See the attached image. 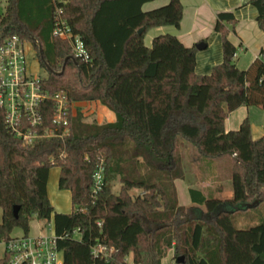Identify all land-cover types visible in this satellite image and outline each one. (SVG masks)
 Segmentation results:
<instances>
[{
	"label": "trees",
	"instance_id": "obj_1",
	"mask_svg": "<svg viewBox=\"0 0 264 264\" xmlns=\"http://www.w3.org/2000/svg\"><path fill=\"white\" fill-rule=\"evenodd\" d=\"M149 1L8 0L0 15V43L19 35L47 71L44 89L64 91L73 102L99 101L117 119L89 121L77 111L68 135L25 145L0 109V242L12 239L17 227L28 235L36 218L43 226L53 221L64 264H125L129 255L136 264H162L171 249L177 264H264V220L239 228L233 216L264 201V132L255 139L248 118L236 130L225 126L240 106L264 108V57L240 69L237 48L228 39L237 18L219 12L215 30L223 39L224 59L199 75L195 46L169 33L145 45L150 28L179 27L184 11L181 0L144 10ZM250 3L264 32V0ZM58 18L82 39L90 61L77 58L70 40L53 34ZM42 108L44 126H51L53 102ZM182 140L202 158L236 153L232 197L190 187L193 204L180 205L175 180L186 175ZM101 162L103 188L92 197ZM53 167L60 168L59 189L71 191L70 213L56 211L50 201ZM76 228L79 237L72 234ZM97 242L113 248L110 257L92 255ZM0 264H8L6 252Z\"/></svg>",
	"mask_w": 264,
	"mask_h": 264
},
{
	"label": "built area",
	"instance_id": "obj_2",
	"mask_svg": "<svg viewBox=\"0 0 264 264\" xmlns=\"http://www.w3.org/2000/svg\"><path fill=\"white\" fill-rule=\"evenodd\" d=\"M53 34L70 40L77 58L90 61L82 39L73 34L65 20L58 18ZM27 42L14 34L0 43V109L4 111L6 124L13 134L21 138L25 145H31L40 138L68 135L74 102L64 91L49 93L42 85L43 76L29 70ZM49 100L53 102V114L51 126L45 127L42 107ZM103 184L104 167L101 162L93 175L92 197L102 190ZM49 226L51 234L48 237L23 234L3 242L8 264H64L54 229L50 223ZM72 234L79 237L80 230L73 229ZM112 251V247L102 242H97L91 248L94 257L108 258Z\"/></svg>",
	"mask_w": 264,
	"mask_h": 264
},
{
	"label": "crops",
	"instance_id": "obj_3",
	"mask_svg": "<svg viewBox=\"0 0 264 264\" xmlns=\"http://www.w3.org/2000/svg\"><path fill=\"white\" fill-rule=\"evenodd\" d=\"M169 0H152L143 5L144 10H150L153 8L160 7L168 3ZM182 6L184 7L183 18L181 20L180 26L176 27L174 25H162L150 28L144 36V43L146 45H150L153 42L154 37L159 34H173L177 36L184 45L192 47L201 42L205 43V46L201 49L196 47V66L195 72L199 75L209 74L212 72V69L215 65L222 62L224 59L223 55V39L221 37V33L215 30L217 14L219 12L228 11L234 12L237 23L233 26H230V32L228 34V39L231 40L233 44H235L237 50L235 52V63L240 69H248L250 65L257 59L264 57V32L260 29L256 18L258 16V9L256 6L250 3V0H181ZM263 52V53H262ZM92 104V103H100L99 101H85V102H74L73 110L76 113L77 104ZM103 105V104H102ZM105 109H102L103 113L101 118H108L109 122L116 121V114L109 110L108 107L103 105ZM108 111V112H107ZM245 118L250 119L251 121V133L253 137L259 138L262 136L264 132V108L259 106H240L235 109V111L231 112L226 118V130H236L239 128L241 123L245 120ZM100 122V121H98ZM235 156H226L220 157L217 163H213V161H204L203 163L211 168L212 172L215 171V168H220V166H225L227 163L232 167V159ZM59 168V167H57ZM205 173V176L202 177V187L198 188L203 191L206 195H211L215 197H219V195L224 193L223 186H215V179L218 177L214 173ZM51 173V170H50ZM50 173L48 184L50 181ZM231 174H228V177L231 181ZM60 175V168L58 170V174H54L53 179H57V185ZM187 175V171H186ZM186 175L183 179L179 178L175 180V186L178 193L179 200V190L177 187L178 181H183V189L189 193V188L193 187L191 185V181L186 178ZM59 188V187H58ZM197 188V187H196ZM48 189V186H47ZM51 203L54 208L58 212L70 213L72 211V201H71V191L68 189H58L54 191L52 194L49 193ZM65 195L67 199L71 202V206L67 208H62L60 205V196ZM59 198V201L55 202L53 197ZM190 196V193H189ZM222 197V196H221ZM220 197V198H221ZM225 198V197H224ZM180 203V201H179ZM192 199L190 196V202L187 204H181L184 206H191ZM53 227V221L50 223ZM31 228V222H30ZM14 235L12 236H22ZM31 235V234H29ZM39 234H35L32 236H36ZM5 252V249H4ZM174 251L171 249L168 254L162 259V264H166V261L169 263H174ZM133 261L132 256L129 255L126 258V263ZM176 263V262H175ZM136 264V263H135Z\"/></svg>",
	"mask_w": 264,
	"mask_h": 264
},
{
	"label": "rangeland",
	"instance_id": "obj_4",
	"mask_svg": "<svg viewBox=\"0 0 264 264\" xmlns=\"http://www.w3.org/2000/svg\"><path fill=\"white\" fill-rule=\"evenodd\" d=\"M7 2L8 0H0V15L3 14V12L5 11ZM152 43L153 42H151L150 45H146V44L145 45L147 47H151ZM26 47H27V59H28L29 70L38 73L43 77L46 76L47 71L40 65L34 47L28 42ZM76 109H77L76 112L81 111L88 118L89 121L96 119L97 121L100 122H109L107 117L101 118V115L103 113L102 109H105V107H103L101 103H92V104L86 103L81 105L77 104ZM181 146L185 158V166L187 171L186 178L189 179V181H191V185H193V187L201 188L202 187L201 182L203 181L202 177L205 176V173L212 172L211 168H208L203 162L209 160V161H213V163L215 164L217 163L218 159H210L205 157L202 158L200 154L197 152L194 145H192L190 142H187L185 140H182ZM58 170L59 168L57 167H53L51 169V173H50L51 176L48 184V191L50 194H52L54 191L59 189L57 185V179L56 180L53 179L54 174L56 175L58 174ZM212 173H214L218 177L217 179H215L214 187L223 186L224 188V193L219 195V197L221 196L225 198L232 197L233 188L230 178L228 177V174L230 175L231 173L230 165L227 163L225 166L222 167L220 166V168H215V171L213 170ZM119 187L120 185L117 184L115 186V190H119ZM177 187L179 190L180 203L184 205L189 203L190 196L189 193H187V191H184L183 189V181H178ZM132 192L137 194L140 192V190L133 189ZM59 198H60V205L63 209L71 206V202L69 201V199H67L65 195L60 196ZM59 198H57L56 196L53 197L55 202L57 201V199L59 201ZM191 215H193V211ZM233 216H234L235 224L239 228H248L254 226V224L260 223L261 221L264 220V201L247 211L240 210L234 213ZM1 221H2V209L0 208V223ZM49 227H50L49 224L47 226H43L38 219L34 218L31 220V228L29 234L31 235L41 234L42 236L48 237L51 234V229ZM13 234L21 235L24 234V232L21 228L17 227L14 229ZM4 249H5L4 243L0 242V258H2L4 255ZM128 264H135V263L131 261ZM166 264H171V263H169V261H166ZM173 264H177L175 263V260Z\"/></svg>",
	"mask_w": 264,
	"mask_h": 264
},
{
	"label": "water",
	"instance_id": "obj_5",
	"mask_svg": "<svg viewBox=\"0 0 264 264\" xmlns=\"http://www.w3.org/2000/svg\"><path fill=\"white\" fill-rule=\"evenodd\" d=\"M144 30H145V28L143 27V28H140V29L138 30V32H139V33H142ZM204 46H205V43H204V42H201V43H199V44L196 45V47H197L198 49H201V48L204 47ZM18 209H19V206H15V207H14V215H15V216L18 215Z\"/></svg>",
	"mask_w": 264,
	"mask_h": 264
}]
</instances>
